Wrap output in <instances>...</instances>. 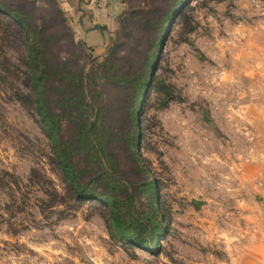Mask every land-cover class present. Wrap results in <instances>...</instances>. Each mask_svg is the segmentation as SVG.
<instances>
[{"label": "rangeland", "instance_id": "rangeland-1", "mask_svg": "<svg viewBox=\"0 0 264 264\" xmlns=\"http://www.w3.org/2000/svg\"><path fill=\"white\" fill-rule=\"evenodd\" d=\"M186 1L163 33L146 87L142 161L117 143L118 178L135 196L139 225L160 226L152 252L112 235L103 203L70 196L43 121L21 97L31 92L24 37L0 16V264H264V0ZM111 5L109 44L138 3ZM129 31L144 52L141 32ZM109 44L100 56L86 45V72ZM129 96L121 87L105 95L121 102L122 133ZM151 181L159 217L145 186ZM104 184L96 186L109 189Z\"/></svg>", "mask_w": 264, "mask_h": 264}, {"label": "trees", "instance_id": "trees-1", "mask_svg": "<svg viewBox=\"0 0 264 264\" xmlns=\"http://www.w3.org/2000/svg\"><path fill=\"white\" fill-rule=\"evenodd\" d=\"M140 1L129 0L138 5L136 8L132 5L122 15V32L118 39L109 44L102 61L90 64L88 72L85 62H81L87 58V44L77 40L58 0H0V16L15 33L24 37L29 67L25 85L31 92L21 97L31 99L43 121L53 143L54 160L70 196L78 202L98 200L103 203L109 213L111 234H120L124 241L152 252L160 226L153 221H143V228L139 225L136 215L140 210L135 196L127 191L123 179L118 178L121 172L117 169L120 153L117 143L122 139L128 153L138 162L142 161L139 114L146 87L163 33L176 16L184 15L189 2L145 0L142 5ZM130 27L140 31L141 39L148 44L144 52L134 45ZM123 38L133 42L131 50H123L127 44ZM120 87L130 92L124 133L120 130L121 102L111 104L105 98L111 88ZM100 180L105 182L103 187L109 189L100 190L96 186ZM145 186L153 214L159 217L162 207L159 186L156 181L147 182Z\"/></svg>", "mask_w": 264, "mask_h": 264}, {"label": "crops", "instance_id": "crops-1", "mask_svg": "<svg viewBox=\"0 0 264 264\" xmlns=\"http://www.w3.org/2000/svg\"><path fill=\"white\" fill-rule=\"evenodd\" d=\"M74 17L77 39L83 40L95 55H102L109 36L103 28H110L116 21V8L110 0H58Z\"/></svg>", "mask_w": 264, "mask_h": 264}, {"label": "water", "instance_id": "water-1", "mask_svg": "<svg viewBox=\"0 0 264 264\" xmlns=\"http://www.w3.org/2000/svg\"><path fill=\"white\" fill-rule=\"evenodd\" d=\"M111 2H113L114 0H110Z\"/></svg>", "mask_w": 264, "mask_h": 264}]
</instances>
